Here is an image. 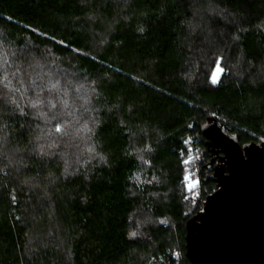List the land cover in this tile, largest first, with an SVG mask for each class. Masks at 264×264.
<instances>
[{"label": "trees", "instance_id": "obj_1", "mask_svg": "<svg viewBox=\"0 0 264 264\" xmlns=\"http://www.w3.org/2000/svg\"><path fill=\"white\" fill-rule=\"evenodd\" d=\"M210 118L264 142V0H0V264H190L185 143L205 151V201ZM140 208L169 221L133 236Z\"/></svg>", "mask_w": 264, "mask_h": 264}, {"label": "water", "instance_id": "obj_2", "mask_svg": "<svg viewBox=\"0 0 264 264\" xmlns=\"http://www.w3.org/2000/svg\"><path fill=\"white\" fill-rule=\"evenodd\" d=\"M230 131L202 127L216 190L186 222L190 264H264V142L241 146Z\"/></svg>", "mask_w": 264, "mask_h": 264}, {"label": "rangeland", "instance_id": "obj_3", "mask_svg": "<svg viewBox=\"0 0 264 264\" xmlns=\"http://www.w3.org/2000/svg\"><path fill=\"white\" fill-rule=\"evenodd\" d=\"M50 59L45 58L46 62H50ZM46 68L49 66L47 65V63L45 64ZM24 68V67H23ZM49 68V67H48ZM52 69V68H51ZM49 69V71L51 70ZM224 68L222 67V65L220 63H218L216 65V67L214 68V70L211 73V78H210V82L213 85H216L219 83L220 79L222 78L223 74H224ZM56 73V72H55ZM216 79V83H213V79ZM57 80H59V82L63 81V76H58V78H56ZM91 92L89 90V86L85 83V82H79L76 87L74 88L72 97L79 103H84L86 104L88 97H90ZM72 108V107H70ZM77 114V111L71 112L70 114H68V118L70 117L71 120L73 119L74 123H77V120H75V116ZM78 128L80 129H84L86 130L88 128V125L80 123V125L78 126ZM60 129V128H59ZM74 130H76V128L74 127ZM60 133L59 131H57V134ZM77 133V132H76ZM85 133V131H84ZM77 136L80 138H86L84 137L85 135L83 133H77ZM62 138V137H60ZM83 149L82 152L85 151V153L88 154V157H90L91 159L95 158L94 155V151L91 145H89L88 143L83 145ZM205 151L204 150H199L196 153L195 156V160L196 161H190V160H186L184 161L185 163V172H184V182L181 186V191L183 194V201L187 204V206L190 208L188 212H196V209L199 207H202L203 205V200H199V198H201V195L203 193V184H202V180L203 178H205L204 174L202 173L201 169H200V165L199 163H202L203 161H205ZM209 162V161H208ZM206 161V164L208 163ZM135 183L137 185V191L139 192H144L146 191H150L147 196L153 200H160L161 198H163V196H165L163 193H161L158 190V187L156 185V180H154L151 177H148L146 174H137L135 177ZM136 192V195L140 194L139 192ZM143 196V194H142ZM144 197V196H143ZM196 208V209H195ZM135 226H136V230L134 231V235L133 236H146L147 235V228L152 225V226H156L159 225L161 223H167L169 220L167 219H155L154 216L151 214V211L147 210L146 208H140L139 210H137L136 212V217H135Z\"/></svg>", "mask_w": 264, "mask_h": 264}, {"label": "built area", "instance_id": "obj_4", "mask_svg": "<svg viewBox=\"0 0 264 264\" xmlns=\"http://www.w3.org/2000/svg\"><path fill=\"white\" fill-rule=\"evenodd\" d=\"M185 144H186V153H187L185 161L186 160L196 161L195 156H196V153L200 150L199 146L197 145V143L195 142L193 138L188 139ZM168 253L170 255V258L175 262V264H182L184 255L180 250L175 249ZM164 263H165V258L161 257L159 259L158 264H164ZM154 264H157V263H154Z\"/></svg>", "mask_w": 264, "mask_h": 264}, {"label": "snow or ice", "instance_id": "obj_5", "mask_svg": "<svg viewBox=\"0 0 264 264\" xmlns=\"http://www.w3.org/2000/svg\"><path fill=\"white\" fill-rule=\"evenodd\" d=\"M213 83H216V79L215 78L213 79Z\"/></svg>", "mask_w": 264, "mask_h": 264}, {"label": "flooded vegetation", "instance_id": "obj_6", "mask_svg": "<svg viewBox=\"0 0 264 264\" xmlns=\"http://www.w3.org/2000/svg\"><path fill=\"white\" fill-rule=\"evenodd\" d=\"M212 169V168H211ZM211 171V170H210Z\"/></svg>", "mask_w": 264, "mask_h": 264}]
</instances>
